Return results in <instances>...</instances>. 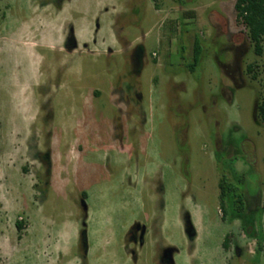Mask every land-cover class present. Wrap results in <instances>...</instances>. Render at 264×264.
Listing matches in <instances>:
<instances>
[{
  "label": "rangeland",
  "instance_id": "rangeland-1",
  "mask_svg": "<svg viewBox=\"0 0 264 264\" xmlns=\"http://www.w3.org/2000/svg\"><path fill=\"white\" fill-rule=\"evenodd\" d=\"M234 1L0 0V264H264V52Z\"/></svg>",
  "mask_w": 264,
  "mask_h": 264
},
{
  "label": "trees",
  "instance_id": "trees-1",
  "mask_svg": "<svg viewBox=\"0 0 264 264\" xmlns=\"http://www.w3.org/2000/svg\"><path fill=\"white\" fill-rule=\"evenodd\" d=\"M234 10H235V20L237 23L242 24L246 30V37L250 41L253 47V52L255 55L260 56L264 52V0H235L234 1ZM70 39V43H66V48L73 49L76 47V41L74 37L70 34L67 37V41ZM201 41L197 35H195L192 45V52L194 56V64L199 61L201 54ZM247 71L252 72V66H247ZM252 78H255V75L252 74ZM254 118L258 121L257 118H260L264 122V95H258L255 101ZM37 158L40 162L43 163L45 168V187L49 185V175H50V160L49 157H42L41 153H37ZM35 155V156H36ZM36 186V185H34ZM219 202L220 209L222 213V219H225V208L226 206H231L233 213L231 214V219L240 220L241 229L256 241V252L262 250L263 247V230L262 225L256 223L254 219L245 221L246 215V202L243 199L242 194H236L235 190L231 188L225 181V178H221L219 183ZM232 193V194H231ZM262 212H264V203L261 207ZM24 223L22 220L15 221V228L18 232L17 238L22 237L21 231L23 230ZM187 230L190 236L193 238L194 230L187 223ZM82 242H85V231L82 230L81 234ZM230 234L226 235L223 241L222 246L224 249L227 248L230 240ZM84 245V244H83ZM168 256V254H167ZM170 257V256H169ZM171 262L169 258L167 261Z\"/></svg>",
  "mask_w": 264,
  "mask_h": 264
},
{
  "label": "flooded vegetation",
  "instance_id": "flooded-vegetation-1",
  "mask_svg": "<svg viewBox=\"0 0 264 264\" xmlns=\"http://www.w3.org/2000/svg\"><path fill=\"white\" fill-rule=\"evenodd\" d=\"M135 229H136V230H139L140 227H135ZM139 238H140V237H139ZM139 238H138V240H140ZM131 239H133L134 241H136V237H135V235H132V236H131Z\"/></svg>",
  "mask_w": 264,
  "mask_h": 264
}]
</instances>
